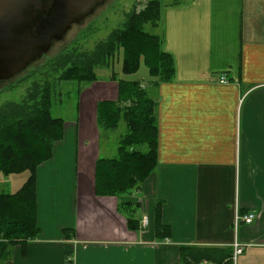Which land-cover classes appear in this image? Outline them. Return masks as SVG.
<instances>
[{"label": "crops", "instance_id": "0c3cea01", "mask_svg": "<svg viewBox=\"0 0 264 264\" xmlns=\"http://www.w3.org/2000/svg\"><path fill=\"white\" fill-rule=\"evenodd\" d=\"M157 31L174 77L148 92L157 104L154 173L129 196L95 193L96 164L112 159L101 142L124 123L114 131L97 123V104L117 99L116 82L86 86L73 118L54 117L64 121L62 139L36 170L40 232L3 264H182L183 247L212 264V255L232 258L233 242L246 247L232 264H264V0H183L162 9ZM10 177L22 178L18 191L27 174ZM125 201L136 204L131 228ZM155 205L167 238L156 237ZM236 211L253 213V223L235 228Z\"/></svg>", "mask_w": 264, "mask_h": 264}, {"label": "trees", "instance_id": "16d2710c", "mask_svg": "<svg viewBox=\"0 0 264 264\" xmlns=\"http://www.w3.org/2000/svg\"><path fill=\"white\" fill-rule=\"evenodd\" d=\"M161 8L159 0H151L143 11H132L123 28L112 32L91 53L70 51L54 60L57 64L54 68L69 67L62 75L63 80L93 83L97 81V69L114 65V60L122 56L120 71L111 78L118 87L117 99L97 104V123L101 129L114 131L120 122L126 129L117 156L96 164L95 193L99 196H129L157 167V104L138 80L126 76L135 74L142 60L150 76L170 75L166 82L172 81V58L162 51L158 35L144 30L156 27ZM51 88V85L34 86L21 103L0 107V177L27 174L15 193L0 191V264L5 262L11 248L34 240L40 232L36 223L35 174L51 158L53 145L62 139L64 131V121L50 114ZM121 203L120 211L126 216L128 226L137 225L132 211L136 204ZM153 219L157 239L169 237L170 229L161 223L159 205H155ZM193 249L180 248L182 264H200L204 259L203 254L199 257L193 254ZM212 264H232V260L230 255H212Z\"/></svg>", "mask_w": 264, "mask_h": 264}, {"label": "rangeland", "instance_id": "374dc122", "mask_svg": "<svg viewBox=\"0 0 264 264\" xmlns=\"http://www.w3.org/2000/svg\"><path fill=\"white\" fill-rule=\"evenodd\" d=\"M149 1L151 0H106L92 15L85 18L80 24L73 25L62 40L54 42L51 49L42 58L31 64L19 75L0 83V107L7 103H21L34 86L43 88L46 85H51V116L63 119L73 118L76 113L78 93L86 86L100 80L112 82V76H115L120 71L122 56L120 55L114 60V65L111 64L113 67L110 66L112 69L110 67L97 69V81L93 83L63 80L62 75L69 67L59 65L54 68L57 65L54 60L70 51L91 53L112 32L123 28V25L127 22L128 15L132 11H143ZM182 1L159 0L162 5L161 12L163 8L172 7ZM160 19L155 28L145 27L144 30L149 31L150 34L157 35ZM158 37L160 38L159 35ZM160 41L162 42L161 38ZM120 76L118 74V77ZM126 78L138 80L140 87L146 91L147 95L150 96L148 93L150 92L153 97V92H155V89L157 90L159 84L169 83L166 81L170 79V75L163 77L150 76L146 65L141 60L137 72L132 74V76H126ZM154 102L156 103V101ZM124 129V126L120 124L117 132L107 133L108 136L102 140V147H105L111 153L109 158L113 159L116 157L115 149L118 146L119 139H121L118 136L121 137L125 134ZM20 181H22L20 177L17 179H12L10 176L0 177V191L12 193L16 191Z\"/></svg>", "mask_w": 264, "mask_h": 264}, {"label": "water", "instance_id": "95a60500", "mask_svg": "<svg viewBox=\"0 0 264 264\" xmlns=\"http://www.w3.org/2000/svg\"><path fill=\"white\" fill-rule=\"evenodd\" d=\"M106 0H0V80L42 58Z\"/></svg>", "mask_w": 264, "mask_h": 264}, {"label": "built area", "instance_id": "2783aa9c", "mask_svg": "<svg viewBox=\"0 0 264 264\" xmlns=\"http://www.w3.org/2000/svg\"><path fill=\"white\" fill-rule=\"evenodd\" d=\"M220 83L222 84H226L227 81L224 77H222L220 79ZM255 219V215L253 213H248V214H245V215H241L239 212H235V215H234V226L235 228L240 224H245V225H250L253 223ZM140 226L143 230H146L149 226V218L147 216H143V218L141 219L140 221ZM246 245H241V244H238L237 242H233L232 245H231V248L233 250V254H232V258L231 260L233 262H235L236 258L238 256H240L244 249H245Z\"/></svg>", "mask_w": 264, "mask_h": 264}, {"label": "flooded vegetation", "instance_id": "af4514ba", "mask_svg": "<svg viewBox=\"0 0 264 264\" xmlns=\"http://www.w3.org/2000/svg\"><path fill=\"white\" fill-rule=\"evenodd\" d=\"M3 81H6V80H0V83H2Z\"/></svg>", "mask_w": 264, "mask_h": 264}]
</instances>
